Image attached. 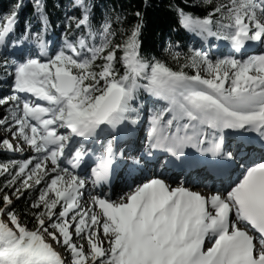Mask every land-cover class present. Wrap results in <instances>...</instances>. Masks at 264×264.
<instances>
[{
    "label": "snow or ice",
    "instance_id": "snow-or-ice-1",
    "mask_svg": "<svg viewBox=\"0 0 264 264\" xmlns=\"http://www.w3.org/2000/svg\"><path fill=\"white\" fill-rule=\"evenodd\" d=\"M183 3L199 46L167 41L171 64L147 0L0 13V154L29 152L0 161V264H264V0Z\"/></svg>",
    "mask_w": 264,
    "mask_h": 264
},
{
    "label": "trees",
    "instance_id": "trees-1",
    "mask_svg": "<svg viewBox=\"0 0 264 264\" xmlns=\"http://www.w3.org/2000/svg\"><path fill=\"white\" fill-rule=\"evenodd\" d=\"M12 0H0V13H4ZM54 2V0H49V4ZM104 2H112V0H104ZM150 4V7L147 9L146 17V27L143 33V41L146 49H151L157 56L166 58L171 64V58L167 56L166 53L162 50V45L166 46V42L169 40H180L181 44L186 50L188 45H193L194 37L186 32L182 28H178L175 23V16L169 10L168 5L171 0H147ZM117 8H123L129 13L128 20L131 21V13L137 9H141L145 0H115ZM175 3L180 4L181 7H184L183 0H175ZM207 6H202L195 9L199 14H203L204 8ZM29 9H25V12H29ZM59 16V13L53 10V19H56ZM60 33V28H57L53 36L50 39L57 38ZM5 159H22L20 156H12L11 154L4 155L0 154V161ZM3 178L0 177V181Z\"/></svg>",
    "mask_w": 264,
    "mask_h": 264
},
{
    "label": "rangeland",
    "instance_id": "rangeland-1",
    "mask_svg": "<svg viewBox=\"0 0 264 264\" xmlns=\"http://www.w3.org/2000/svg\"><path fill=\"white\" fill-rule=\"evenodd\" d=\"M2 114H3V108L0 107V118H2ZM8 133L5 131V129L3 128V126H0V137H7ZM10 138V137H9ZM27 147V146H26ZM18 155V154H17ZM29 155V152L26 151L24 157L21 158H25ZM19 156V155H18ZM139 173L133 172L132 174L129 175L130 178L134 179ZM128 177V178H129ZM124 184H128V180H123L121 181V187L117 188V191H121L123 190H127L126 188H123ZM98 211V209H97Z\"/></svg>",
    "mask_w": 264,
    "mask_h": 264
},
{
    "label": "bare ground",
    "instance_id": "bare-ground-1",
    "mask_svg": "<svg viewBox=\"0 0 264 264\" xmlns=\"http://www.w3.org/2000/svg\"><path fill=\"white\" fill-rule=\"evenodd\" d=\"M124 177H127L126 174L124 173L123 175ZM139 179V174L130 182H128V184H132L134 180H136L138 182ZM121 185V184H120ZM202 190H205L204 188H202ZM209 246L208 244H205V247Z\"/></svg>",
    "mask_w": 264,
    "mask_h": 264
}]
</instances>
